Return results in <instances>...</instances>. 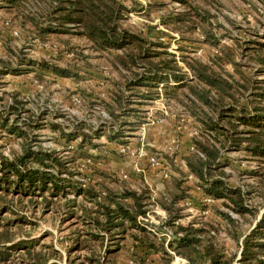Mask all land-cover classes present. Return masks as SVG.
Segmentation results:
<instances>
[{"label":"rangeland","instance_id":"obj_1","mask_svg":"<svg viewBox=\"0 0 264 264\" xmlns=\"http://www.w3.org/2000/svg\"><path fill=\"white\" fill-rule=\"evenodd\" d=\"M120 1L128 10L123 21L124 27L144 35L162 36L164 41L170 43L169 50L176 54L187 74L190 72L186 62L193 59L208 61L219 54L220 45L224 44L231 46L237 61L244 64L243 70L249 72L251 77L264 78V74L258 75L260 72H256L258 65L251 61L249 55H244L247 50H242V47L252 45L251 40L264 41V0H191L210 12L214 33L222 37L221 44L216 46L205 41L206 36L201 28L192 33L181 32L163 23L162 17L177 15L185 10L176 0H163L159 6H154L152 0ZM49 5L50 0H28L18 8L0 9V73L8 68L16 70V73L0 75V113L13 121L15 113H11L8 108L18 102L20 125L28 118H43L39 122L44 127L35 131L38 134L35 146H42L56 152L59 157L71 160L80 139L67 140L60 130L70 133L76 126L83 124L84 132L92 135L93 144L85 146V154L99 160L82 157L69 162L68 165L75 171L73 180L84 186L95 187L101 197L106 196L107 186L118 195L128 188L138 194L147 191L149 197L142 200L146 204L145 213L138 215L133 229L114 237L106 235L101 244L87 239V232L81 229L82 210L77 207L71 209L66 204L67 200L75 199L74 193L70 192L66 199L48 198L52 202L49 209L41 197L35 199L34 207L28 199L22 200L21 204L14 200L12 209L20 216L12 213L2 216L9 221L13 218L17 221L24 216V222L17 221L12 226L14 242H34L37 251L49 255L50 262L60 264H67L68 258L74 261L73 264H95L93 259L104 264H166V251L172 257L170 264L182 261L189 264L183 255L170 247L178 225L168 223L170 215L160 207L164 196L178 188L179 192H186V199L179 206H185V209L181 211L182 219L177 217L173 222L179 225L199 220L214 222L218 224L216 239L224 247L226 255L238 252L241 239L238 241L232 237L234 228L223 220L219 212H230L236 220L239 235L252 228L255 222L251 226L249 217L236 215L223 205V201L214 203L204 194L196 176L192 175V179L186 177V174H190L189 169L185 170L182 166L186 164L183 157L196 151L192 138L200 133V123L185 113L181 105L167 101L164 94H155V99L132 95L131 100L141 103H134L129 109L139 108L140 115H144V123L136 131H126L124 141L108 139L107 131L117 129L119 122L109 115L103 102H112L113 94L120 91L115 83H121L122 86L131 72L116 67L112 55L93 50L90 43L77 34L81 30L78 24H66L69 33L41 31L48 26L60 31L67 28L53 21L52 15H49ZM151 6L153 13L148 15ZM182 37L190 39L183 41ZM42 63L69 69L77 75H57L39 68L38 64ZM230 64L226 67L232 72ZM232 73L239 78L238 74ZM128 92L125 90L124 94ZM125 120L137 121L132 116ZM50 123L60 125L61 129H53ZM98 129L107 131L96 137L93 131ZM238 130H243L241 125H238ZM19 140L12 141L6 136L0 140L1 151L9 156L20 151ZM221 154L222 177L226 182L231 186H241L245 192L252 187L258 190V178L252 171L263 165L260 158L251 155L244 147L231 150L224 148ZM177 170L185 172L186 176L180 175ZM173 173H177L173 177L181 180V186H176L177 181L171 177ZM130 200L126 199L127 202ZM78 202L88 210L95 209L94 204L85 202L81 197ZM194 202H202L207 207L201 210ZM70 210L78 212L77 216L68 214ZM263 213L264 205L260 207L258 218ZM140 229L146 230L157 244V249H149L132 235L140 236ZM78 236L88 240L87 247L69 253L67 247ZM116 249V253L111 252ZM13 255L15 262L27 258L19 251ZM191 256L196 258L198 255ZM140 258L145 263H141Z\"/></svg>","mask_w":264,"mask_h":264},{"label":"trees","instance_id":"obj_2","mask_svg":"<svg viewBox=\"0 0 264 264\" xmlns=\"http://www.w3.org/2000/svg\"><path fill=\"white\" fill-rule=\"evenodd\" d=\"M26 1L28 0H0V9L18 8ZM152 1L154 6L163 3V0ZM176 1L180 2L185 10L177 15L168 14L162 17L165 25H172L176 30L189 33L201 28L206 36V42L215 46L221 44L222 37L214 33L209 11L193 4L191 0ZM49 6L51 8L49 15H52L51 18L56 24L63 27H67L68 23L78 24L77 27L81 30L77 34L85 38L93 50L112 55L116 67L131 72V76L122 82L124 88L121 83H115L120 91L113 94L112 102H103L109 115L119 122L118 128L111 131L94 130V135L99 137L101 132L107 131L108 139L115 142L124 141L126 131H130L128 133L136 131L140 124L144 123V115H140L139 108L129 109L130 105L141 102L133 101L130 97L134 95L142 99H155V94H164L167 101L178 103L185 113L200 123V133L192 138L196 151L184 156L183 160L190 174L200 181L204 194L214 203L223 201V205L236 215L242 218L249 217L251 226L256 222L252 230L250 228L239 235L236 220L230 212H219L223 220L234 228L231 232L232 237H236L238 241L241 239L239 251L227 256L224 247L215 236L218 224L201 220L191 221L187 225L173 222L177 217L182 219L181 211L185 206H179L186 199V192L184 190L179 192V189L175 188L160 201V207L170 215L168 223L178 225L174 240L169 243L170 247L179 255H183L189 264H233L240 250L242 255L238 264H264V213L258 219L260 207L264 205V78L251 77L249 72L243 70L244 64L237 61L236 53L231 46L224 44L220 45L219 54L208 61L185 60L190 72L187 74L176 54L169 50L170 43L164 41L162 36L144 35L124 27L123 21L128 10L120 0H50ZM152 6L147 11L148 15L153 13ZM41 31L69 33L70 29L67 27L60 31L48 26ZM182 38L183 41L190 39ZM250 42L252 45L242 47V50H247L244 55H249L251 61L258 65L256 72L262 75L264 41ZM229 64L233 68L232 72L238 74L239 78L227 69L226 66ZM38 67L60 76L77 75L69 69L49 66L46 63L38 64ZM4 73H16V70L8 68L0 75ZM125 90L129 91L126 95ZM17 104L18 102H15L8 108L11 113H15L13 121L0 113V140L6 136L12 141L20 139L21 147L20 151L9 156L1 151L0 145V264H60L50 262V256L37 251L34 242L30 244L23 241L14 242L12 226H15L17 221L24 222V216L17 221L16 218L9 221L2 217L4 213L20 216L12 209L14 200L21 204L22 200L28 199L30 202L28 203L34 207L35 199L41 197L45 207L49 209L52 202L48 198L66 199L70 192L74 193L75 199L67 200L66 204L71 209L77 207L82 210L81 229L87 232V239L100 244L106 235L114 237L125 234L130 228L133 229L138 215L145 213L146 204L142 200L149 197L147 191L138 194L126 188L118 195L107 186L106 196L101 197L95 187L84 186L73 180L75 171L68 165L69 162L82 157L99 160L93 155L85 154L84 151L85 146L93 145L92 135L84 132L83 124L76 126L72 132L65 133L60 125L50 123L53 129H61L63 137L67 140L76 137L80 139L71 156L72 160L59 157L56 152L35 146L34 142L38 137L35 131L44 127L42 122H39L43 118L38 117L34 120L28 118L20 125L18 116L20 108ZM130 116L135 117L137 121L125 120ZM238 125L242 126V131L238 130ZM242 147L254 157L260 158L263 163L252 171L258 178V190L252 187L245 192L241 186H231L222 177L223 149ZM181 170L177 172L186 176L187 174ZM175 175L177 176V173ZM173 179L177 181L176 186H181V180H177L176 177ZM8 197L10 199H7ZM79 197L94 204L95 209L88 210L78 202ZM126 199L131 200L127 202ZM195 203L201 210L207 207L202 202ZM68 214L75 217L78 212L70 210ZM140 232L142 234L140 236L132 235L149 249H157V244L146 230L140 229ZM87 239L76 237L74 243L67 247L68 252H79L87 247ZM15 251L24 253L27 258L15 262L13 255ZM115 251L118 249L111 252ZM55 254L58 252L55 251ZM192 254L198 256L195 258L191 256ZM166 255L168 258L164 260L166 264H170L172 257L168 256L167 251ZM140 259L141 263H145L142 258ZM73 262L68 258L67 264ZM93 262L104 264L95 259Z\"/></svg>","mask_w":264,"mask_h":264},{"label":"water","instance_id":"obj_3","mask_svg":"<svg viewBox=\"0 0 264 264\" xmlns=\"http://www.w3.org/2000/svg\"><path fill=\"white\" fill-rule=\"evenodd\" d=\"M260 218V217H259ZM258 218V219H259ZM255 225H256V222H255V224H254V226L251 228V230L255 227ZM250 230V231H251ZM241 250H240V253H239V256L237 257V259H236V261L233 263V264H238L239 263V260H240V258H241ZM172 264H188V263H186L185 261H182V262H176V263H172Z\"/></svg>","mask_w":264,"mask_h":264},{"label":"crops","instance_id":"obj_4","mask_svg":"<svg viewBox=\"0 0 264 264\" xmlns=\"http://www.w3.org/2000/svg\"><path fill=\"white\" fill-rule=\"evenodd\" d=\"M182 166L185 168V170H186V169H188V167H187V165H186V164H184V165L182 164ZM182 166H181V167H182ZM188 171H189V170H188ZM173 175H175V173H173ZM188 175H189V174H187V176H186V177H188ZM162 211H165V210L162 208Z\"/></svg>","mask_w":264,"mask_h":264},{"label":"built area","instance_id":"obj_5","mask_svg":"<svg viewBox=\"0 0 264 264\" xmlns=\"http://www.w3.org/2000/svg\"><path fill=\"white\" fill-rule=\"evenodd\" d=\"M188 178H189V179H192V178H193L192 174H189V175H188Z\"/></svg>","mask_w":264,"mask_h":264}]
</instances>
